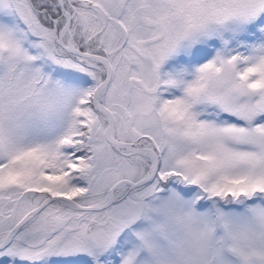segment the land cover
<instances>
[{
  "label": "snow or ice",
  "instance_id": "6c2138e0",
  "mask_svg": "<svg viewBox=\"0 0 264 264\" xmlns=\"http://www.w3.org/2000/svg\"><path fill=\"white\" fill-rule=\"evenodd\" d=\"M0 264H264V0H0Z\"/></svg>",
  "mask_w": 264,
  "mask_h": 264
}]
</instances>
